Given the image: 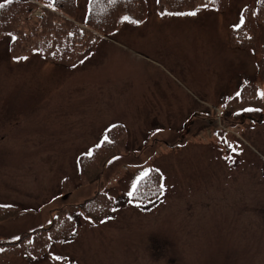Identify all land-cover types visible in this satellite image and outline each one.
Here are the masks:
<instances>
[{
  "label": "rangeland",
  "instance_id": "374dc122",
  "mask_svg": "<svg viewBox=\"0 0 264 264\" xmlns=\"http://www.w3.org/2000/svg\"><path fill=\"white\" fill-rule=\"evenodd\" d=\"M253 1L172 12L144 0L109 37L92 30L69 67L9 57L0 36V204L18 207L0 239L46 228L62 209L71 223L4 264H264V21L258 49L228 42ZM73 5L67 18L81 24L107 4ZM100 142L112 148L89 169L83 155ZM99 192L105 215L78 207L94 198L95 211Z\"/></svg>",
  "mask_w": 264,
  "mask_h": 264
},
{
  "label": "trees",
  "instance_id": "16d2710c",
  "mask_svg": "<svg viewBox=\"0 0 264 264\" xmlns=\"http://www.w3.org/2000/svg\"><path fill=\"white\" fill-rule=\"evenodd\" d=\"M42 1L45 6L41 8V16L33 18L24 14L26 11L31 14L37 8L34 1H1L0 36L10 39L8 54L12 57L19 58L36 51L44 56L46 60L64 66L74 65L84 58L98 39L97 34L92 30L109 34L122 23L124 18L128 16L139 17L134 8L144 5V0H100L106 2L105 8L96 11L92 7L86 20L81 21V24H79L67 18L73 13L74 0ZM227 2L228 0H156L160 8L172 12L186 11L203 3L213 4L220 9H224ZM139 12H144V9ZM99 13H105L111 18L101 20L98 16ZM261 21H264V0H254L253 3L241 11L239 23L231 27L228 38L229 45L258 49L256 40ZM258 61L259 75L264 79V47L262 57ZM256 104L261 106L259 101ZM109 130L106 133L109 134ZM108 147L110 146H105L104 142H100L94 151L83 155L89 169L96 162V154L98 153V157L106 154L112 148ZM138 189L140 192H145L143 186ZM157 189H160L159 183L156 185L153 194L157 192ZM98 194L103 197V199H99L104 200V203L95 211H89L88 208L94 198L84 201L78 207L93 213L92 216L105 215L111 207V202L106 199L103 193L99 192ZM17 211L18 207H14V205L0 204V221L15 215ZM70 224L66 210L62 209L54 214L49 226L46 228L21 233L17 239L12 241L0 240V264H4L6 258L11 255H31L38 250H42L51 241L64 237L71 229ZM35 236L40 238L39 243L34 242Z\"/></svg>",
  "mask_w": 264,
  "mask_h": 264
},
{
  "label": "snow or ice",
  "instance_id": "6c2138e0",
  "mask_svg": "<svg viewBox=\"0 0 264 264\" xmlns=\"http://www.w3.org/2000/svg\"><path fill=\"white\" fill-rule=\"evenodd\" d=\"M188 15H195V13H188ZM261 96H264V93H260Z\"/></svg>",
  "mask_w": 264,
  "mask_h": 264
}]
</instances>
